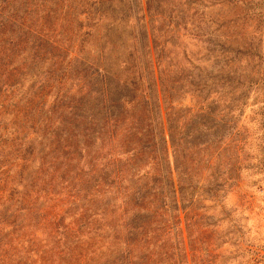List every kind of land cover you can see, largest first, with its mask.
<instances>
[{"label": "rangeland", "instance_id": "rangeland-1", "mask_svg": "<svg viewBox=\"0 0 264 264\" xmlns=\"http://www.w3.org/2000/svg\"><path fill=\"white\" fill-rule=\"evenodd\" d=\"M136 4L145 10L141 26L150 34L137 69L158 78L178 166L170 147L173 176L162 180L150 208L152 213L159 207V216H149L158 225L133 246V263L143 257L142 264H264V0ZM71 21L51 17L47 54L35 66L28 64L30 73L13 97L23 111L45 89V106L57 123L51 137L43 127L36 133L29 125L21 129V143L34 156L23 171L19 203L0 205V264H118L125 248L121 204L112 207L124 195L100 185L103 164L80 134L83 126L75 134L70 125L71 108L88 99L85 59L97 57L100 46L92 38L80 53ZM125 39L121 78H130L124 65L134 43L129 32ZM13 116L9 109L0 120L9 127L7 135L15 129ZM101 143L98 139L96 148ZM12 162L10 184L17 187L21 164ZM144 166L148 176L141 172L124 185L136 189L158 177L149 158Z\"/></svg>", "mask_w": 264, "mask_h": 264}, {"label": "trees", "instance_id": "trees-1", "mask_svg": "<svg viewBox=\"0 0 264 264\" xmlns=\"http://www.w3.org/2000/svg\"><path fill=\"white\" fill-rule=\"evenodd\" d=\"M141 11L136 0H0V120L12 109V126L15 127L13 133L7 135L9 127H4L0 121V205L4 200L13 205L19 203L18 187L23 183V171L34 156L32 148H25L21 143V129L29 125L34 133L40 127L44 128L45 136L51 137L54 133L57 122L49 116L45 106V89L33 94L23 111L18 110L13 97L21 87L20 79H24L30 73L28 69L47 54L44 44H48L51 17L68 16L77 26L74 42L80 53L87 49L92 38L100 45L96 49L97 57L84 58L83 90L88 99L71 108L73 121L70 125L75 134L83 126L80 134L83 133L89 147L95 148L94 159L103 164L100 185L109 192L122 191L120 194L124 195L112 206L121 204L118 207L121 212L119 225L125 231V248L118 255V264L143 263V257L133 263L132 248L147 240L148 228L158 225L154 216H159V207L156 206L152 213L150 208L158 199L162 180L173 176L170 147L174 153V166H178L177 142L172 130H169L168 140L163 121L158 78L154 73L153 80L152 74L137 69L139 51L146 59V44L150 37L146 26H141L147 18L145 10L143 15H140ZM128 32L134 44L124 66L131 76L121 78V50ZM23 56H27L26 63L21 61ZM137 106H141L140 112ZM57 136L58 144H61L62 138ZM98 139L102 143L96 148ZM69 148L63 146L62 149ZM47 156L45 154V161ZM148 158L158 168V177L136 189L125 186L126 180L140 179L141 172L144 173L142 177L148 176L143 168ZM13 160L21 164L18 175L22 182L17 187L10 184ZM39 191L33 193L38 195ZM150 214L154 216L150 218Z\"/></svg>", "mask_w": 264, "mask_h": 264}]
</instances>
